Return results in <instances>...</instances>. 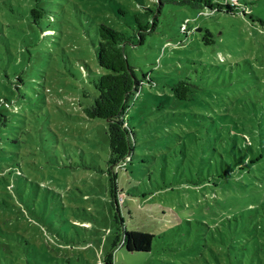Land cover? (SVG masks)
<instances>
[{
	"label": "rangeland",
	"instance_id": "rangeland-1",
	"mask_svg": "<svg viewBox=\"0 0 264 264\" xmlns=\"http://www.w3.org/2000/svg\"><path fill=\"white\" fill-rule=\"evenodd\" d=\"M9 1L15 8L28 2ZM6 2L0 0V54L7 37L17 65L0 62L15 107L0 143V185L3 178L11 183L0 188L8 204L0 206V225L30 243L15 264H100L112 249L106 123L84 120L82 109L96 96L94 72L103 73L94 58L96 24L130 38L127 62L139 81L145 75L153 82L126 112L135 149L126 171L117 173V188L123 227L154 237L147 253L114 249V264H264V183L252 178L244 192L223 194L212 177L222 155L238 153L251 122L262 125L264 138V109L256 119L253 106L255 94L264 95V0H238L247 4L245 16L239 10L200 17L169 3L150 16L137 14L134 0H49L56 21L42 23L43 30L18 23L16 15L2 17ZM136 15L142 25L157 18L143 41ZM207 31L210 45L203 41ZM180 78L195 85L187 101L172 96ZM250 174L261 178L264 157Z\"/></svg>",
	"mask_w": 264,
	"mask_h": 264
},
{
	"label": "trees",
	"instance_id": "trees-1",
	"mask_svg": "<svg viewBox=\"0 0 264 264\" xmlns=\"http://www.w3.org/2000/svg\"><path fill=\"white\" fill-rule=\"evenodd\" d=\"M49 0H28L22 5L13 7L9 0L4 3L2 17L7 20L11 15H16L17 22L28 24L30 28H39L43 30L42 23L53 24L56 21L52 10L55 9L48 2ZM136 6L139 8V13L151 14L159 13L165 3L176 4L182 8H189L197 11V16H208L214 12L224 11L226 13L235 14L239 10L242 11L243 16L247 14L246 3L238 4V0L234 4H230L227 0L226 4L214 3L212 0H134ZM147 1L150 2L146 4ZM9 2V3H8ZM64 4V3H62ZM117 12L125 17L126 12L121 9V6H116ZM74 10L80 13L81 10L75 5ZM148 17L146 20H149ZM156 17L152 19L147 25H142L141 19L138 15L135 16L136 24L139 28L138 38L143 41L145 32L150 33L156 27ZM189 21H186L180 27L182 32L188 31ZM7 35L9 36V27L6 23ZM2 28H0L1 30ZM96 44L92 42L95 49L94 58L97 66L103 71L99 74L94 72L92 85L96 92L93 103L87 107L82 108L85 115L84 120H103L106 123V131L108 136L109 158L107 161V173L109 175V191H110V205L113 209L114 215L112 217L115 224L116 232L112 240V249L108 252L100 264H114L113 252L114 249L124 248L127 252L147 253L151 250L153 235L141 231L139 229L128 230L123 227L124 221L121 217L119 205L122 206L124 202V195L121 189L117 188V173L119 171H126L128 163L131 162L134 153V131L128 125L126 112L130 103L139 98L140 91L143 85H150L152 80L149 77L145 78V83L137 79L135 69L129 65L125 57V46L130 38L106 24L95 25ZM15 36H21V31L15 32ZM88 37L90 34L88 33ZM9 38V37H8ZM214 36L207 31L203 36V41L206 45L213 43ZM7 37L4 41V48L0 54V62L5 66H16L8 55V48L6 45ZM87 57L86 53H83ZM0 63V65H1ZM3 67V66H2ZM4 68V67H3ZM4 74L0 76V143L5 136V132L9 128V114H15V107L12 106V100L7 96V86L2 80H8L9 76L4 68ZM93 73V72H92ZM2 78V79H1ZM17 81L20 80L18 76ZM21 81V80H20ZM10 81H8L9 83ZM12 87L17 88V83L11 82ZM193 85L190 78H180L172 87V96L180 101H187L192 96ZM13 92V90H11ZM256 101L253 103L257 111L254 118L257 119L259 112L264 109V95L255 94ZM262 128V125H260ZM261 128H257L256 123L251 122L247 127V133L241 134L240 145H236L238 153L232 155H222V165L220 170H216L214 179L218 182L216 186L224 193L230 192L233 188H237L239 193L244 192L242 186L245 183L256 178V183H264V174L258 179L256 176H251L250 172L255 164H258L264 157V138ZM261 134V135H260ZM227 146L233 149L235 145ZM240 155L238 156V154ZM234 164V165H233ZM210 178V177H209ZM11 185L7 179L3 178V183L0 188L7 191ZM13 189L15 196L23 198L22 189L19 187ZM242 187V188H241ZM10 194V193H9ZM7 201L0 197V206H6ZM248 210L254 211L251 207ZM24 244L29 245L27 239L20 234H16L2 228L0 225V264H15L19 263L24 252Z\"/></svg>",
	"mask_w": 264,
	"mask_h": 264
},
{
	"label": "built area",
	"instance_id": "built-area-1",
	"mask_svg": "<svg viewBox=\"0 0 264 264\" xmlns=\"http://www.w3.org/2000/svg\"><path fill=\"white\" fill-rule=\"evenodd\" d=\"M228 2H229L230 4H234V3L236 2V0H228Z\"/></svg>",
	"mask_w": 264,
	"mask_h": 264
}]
</instances>
